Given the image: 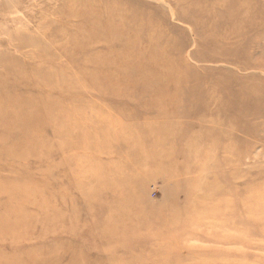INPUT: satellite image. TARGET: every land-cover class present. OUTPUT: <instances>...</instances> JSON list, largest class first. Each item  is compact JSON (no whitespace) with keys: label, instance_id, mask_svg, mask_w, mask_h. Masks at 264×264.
<instances>
[{"label":"rangeland","instance_id":"374dc122","mask_svg":"<svg viewBox=\"0 0 264 264\" xmlns=\"http://www.w3.org/2000/svg\"><path fill=\"white\" fill-rule=\"evenodd\" d=\"M258 76L264 0H0V264H264Z\"/></svg>","mask_w":264,"mask_h":264},{"label":"bare ground","instance_id":"6f19581e","mask_svg":"<svg viewBox=\"0 0 264 264\" xmlns=\"http://www.w3.org/2000/svg\"><path fill=\"white\" fill-rule=\"evenodd\" d=\"M258 77L260 79H262V81H259L258 86L255 84V82L253 83L254 84L253 85L251 83L244 84L245 80L241 81V88L244 89V91L243 90L239 91L240 89H238L237 91H238L239 98H241L243 100V102H241V103H243L242 106L252 105L254 102L261 104V106H264V92L261 90V87L263 88V86H264V80L262 77H260V76H258ZM206 103L207 104H205L204 108L206 109V112H208L210 105L208 104V102H206ZM247 110L250 114L251 109H247ZM217 111H218V109H217ZM253 114L262 115L259 111H257V112L254 111Z\"/></svg>","mask_w":264,"mask_h":264}]
</instances>
